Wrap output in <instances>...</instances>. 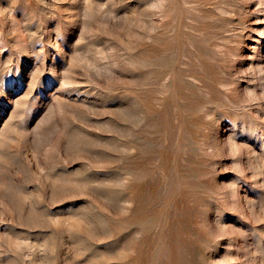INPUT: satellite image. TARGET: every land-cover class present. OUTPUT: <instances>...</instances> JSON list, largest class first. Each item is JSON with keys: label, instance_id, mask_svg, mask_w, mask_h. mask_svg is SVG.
<instances>
[{"label": "rangeland", "instance_id": "374dc122", "mask_svg": "<svg viewBox=\"0 0 264 264\" xmlns=\"http://www.w3.org/2000/svg\"><path fill=\"white\" fill-rule=\"evenodd\" d=\"M0 264H264V0H0Z\"/></svg>", "mask_w": 264, "mask_h": 264}]
</instances>
